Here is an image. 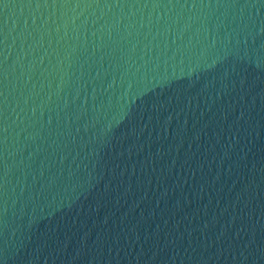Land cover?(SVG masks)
Returning <instances> with one entry per match:
<instances>
[{"label": "water", "instance_id": "95a60500", "mask_svg": "<svg viewBox=\"0 0 264 264\" xmlns=\"http://www.w3.org/2000/svg\"><path fill=\"white\" fill-rule=\"evenodd\" d=\"M0 264H264V0H0Z\"/></svg>", "mask_w": 264, "mask_h": 264}]
</instances>
